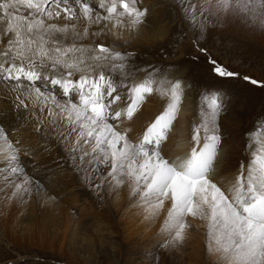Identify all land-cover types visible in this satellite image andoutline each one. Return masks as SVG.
<instances>
[{
	"label": "snow or ice",
	"instance_id": "1",
	"mask_svg": "<svg viewBox=\"0 0 264 264\" xmlns=\"http://www.w3.org/2000/svg\"><path fill=\"white\" fill-rule=\"evenodd\" d=\"M181 3L202 32L212 19L264 31V0ZM20 6L30 10L28 15L17 14ZM62 14L69 23L48 22ZM148 14L138 0H0V37L6 39H0V85L12 94L16 110L46 112L55 117L53 125L63 122L66 131L60 137L73 159L81 165H104L103 182L113 191L129 185L150 217L169 205L162 231L172 244L184 242L193 227L188 218H198L207 223L209 251L219 254L223 264H264V127L257 130L260 146L247 167L241 162L240 172L224 188L212 174L222 141L218 118L224 96L219 91L201 94L199 123L191 124V147L187 154L169 158L164 146L179 119L182 81L162 79L160 85H168L162 89L155 69L139 78L129 68L131 53L102 42L84 43L105 30L138 29ZM92 25L101 27L93 32ZM61 37H71L72 43L61 46ZM209 63L221 78L240 75L210 54ZM243 79L264 86L251 77ZM154 92L168 97L164 109L139 136L133 137L129 127L121 130ZM22 153L21 141L11 139L0 124V159L8 165L10 198L21 201L33 186L42 188L21 163ZM9 174L13 179L7 180Z\"/></svg>",
	"mask_w": 264,
	"mask_h": 264
},
{
	"label": "rangeland",
	"instance_id": "2",
	"mask_svg": "<svg viewBox=\"0 0 264 264\" xmlns=\"http://www.w3.org/2000/svg\"><path fill=\"white\" fill-rule=\"evenodd\" d=\"M144 1L141 0L138 3L139 6L147 7L149 13L151 12L146 18L145 25L140 26L142 33L150 31L149 34L147 33V37L142 39V43L145 44L141 47L140 43L134 41L133 44L130 42L134 36V29H121L126 34L124 36H121L122 33L112 36V40L105 45L121 52L131 53V59L128 61L129 68L137 76L141 75L139 78H143L145 71L155 69L157 85L161 86L162 89L168 87L167 84L160 85L162 79L166 78L172 82L182 81L185 87L182 107L186 108L185 115L190 124L193 120L199 123L197 114L201 94L219 91L224 96V110L218 118L219 131L223 137L222 140L224 139L228 144L227 146H235L241 150V154L235 160L238 162L236 170L231 172L232 175H238L241 170V162L246 168L252 158V152L260 146L257 130L264 127V86L253 85L250 81L243 79L244 76H248L264 84V31L251 29L235 21L226 23L223 20L217 22L212 19L208 21L207 27L202 32L198 24L194 26L185 13H180L181 0ZM29 11L20 6L17 14L26 16ZM153 12L154 14H152ZM155 14H163V17L160 20ZM152 21L155 22V25H152ZM48 22L57 25L69 23L63 18V14L60 18ZM164 26L167 28L165 35L163 33V36L157 40L154 35L162 32ZM90 29L93 31V26H90ZM96 37H88L84 43L93 45L87 42L96 40ZM60 39L61 46L67 45L68 41L72 43L71 37L66 40L62 37ZM135 44L139 46L137 47ZM200 48L207 49V53L201 52ZM209 54L211 58L222 63L228 70L239 73V77L221 78L216 75L209 63ZM137 69L140 70L138 73L136 72ZM0 88H4L3 85H0ZM152 95L145 98L139 111L140 114L139 112L136 114L138 117L136 123L145 121L148 115L154 113L151 116L152 121L166 106L167 96H163L159 92H154ZM13 115L15 116L13 117ZM36 115L39 116V119ZM54 119V116L49 117L46 112L34 114L32 111L22 108L15 110L10 95L0 92V124H3L4 120V124L7 125V121H9L10 128L7 131L9 137L21 141L27 155L33 156L37 146L49 148L50 142L51 144L55 142L60 147L56 153L59 157L62 155L60 160L63 161L66 156L73 159L72 155L74 154L65 146L59 135L64 131L63 124L57 122V125H53ZM150 122L142 124L141 127L145 128ZM4 127L6 130V126ZM187 132L185 141L188 142L187 147H190L191 131L188 132L189 134ZM254 133H256L255 138H253ZM171 135L164 146L165 151L169 141H171ZM250 142L251 147H249ZM221 145L222 143L219 151L221 148L226 150V146L221 147ZM221 153V156L225 154L224 151ZM57 160L59 159L50 157L46 161L50 170L53 168V161ZM72 163L74 166L77 165L74 159ZM74 166H72L73 172L77 170V166ZM214 166L213 171L215 173L216 162ZM38 167L32 166L31 168L36 170ZM97 169L99 178H101L99 181L93 180V184L81 185L77 179L76 182L74 181L75 184L70 187V192L69 188L65 189V185L61 183L60 179L56 185L52 186L53 176L46 174L43 185L45 188L42 187L40 192L33 189L32 193L22 201L16 200L17 198H10V184L5 179L7 171L0 169V264H223L219 254L209 251L207 223L198 218H188V222L193 227L188 230L186 239L181 244H172L171 236L168 233L155 232L144 244L141 243L142 239L137 240L141 244L132 250L129 249L130 245L118 241L117 243H121L122 250L116 256L111 251L114 240L110 238V234L97 233L86 221H83L78 229H75L73 226L75 220L70 221L67 227L60 222V217L56 220L53 217L54 212H52L54 207L50 208L47 203H44L49 202L51 198L54 205L56 202H64L65 199L67 201L76 200L75 205L69 207L70 211L83 206V203L91 202L94 204V198L101 196L99 199L102 201V205L104 207L109 205L107 186L105 188L96 187L98 182L105 185L103 182L105 166L98 164ZM7 180H11L9 175ZM222 181L219 179L216 182L221 183ZM130 201L125 202L123 210L134 204L133 210L135 211L144 208L137 198L132 196ZM135 211V215L130 213L134 215H132V219L136 217L128 225L139 230L144 225H140L141 219L137 216L141 212L136 211V214ZM120 217L121 215L118 217L117 223L119 230H127L128 227L125 226L128 225H121ZM115 219L113 218V220ZM153 221H157V219ZM64 229L66 232L63 231ZM138 233L141 234V231ZM119 240L124 241L123 237H119Z\"/></svg>",
	"mask_w": 264,
	"mask_h": 264
},
{
	"label": "bare ground",
	"instance_id": "3",
	"mask_svg": "<svg viewBox=\"0 0 264 264\" xmlns=\"http://www.w3.org/2000/svg\"><path fill=\"white\" fill-rule=\"evenodd\" d=\"M141 0H138V3H140ZM149 1V0H148ZM144 2H147L146 0ZM178 3V2H177ZM160 6V5H159ZM158 6V7H159ZM147 8V7H146ZM153 8V7H152ZM179 10L180 13L183 14L185 13L183 8H182V3H180L179 5ZM151 9V8H150ZM157 10V7H156ZM155 11V10H154ZM19 13V12H18ZM28 13V12H27ZM151 13V12H150ZM149 13V15H150ZM21 14V13H20ZM154 14V12L152 13ZM148 15V16H149ZM157 18H162L163 14H155ZM169 15V14H166ZM165 18V16H164ZM151 20V19H150ZM157 20V19H156ZM161 20V19H160ZM154 21V20H153ZM152 21V23H153ZM163 21V19H162ZM148 22V21H147ZM155 23V22H154ZM152 25H155V24ZM145 24H143L144 26ZM161 25V24H160ZM93 26V32H97V30L101 27L100 25H92ZM91 26V27H92ZM157 26V24H156ZM110 27V26H109ZM144 28V27H143ZM155 28V27H154ZM151 30V29H150ZM167 30L166 26H164V28L161 30L162 32L160 33H156L154 35V37L158 40L163 36V33L165 35V31ZM149 31V30H148ZM144 31L142 33L141 31V27L138 29H134L133 32V38L130 40L131 43L134 44V41L137 43H140V46L142 47L145 43H142V39L144 37H147V33L149 34L150 31ZM160 31V30H159ZM152 32V31H151ZM155 32V31H154ZM122 33V34H121ZM153 33V32H152ZM118 34H121V36H124L126 33H123L120 30H113L111 33H109L107 30H105L104 32H98V37H96L97 39L94 41H90L87 43H92L93 45H95V43H109V41L112 40V36H116ZM152 35V34H151ZM149 37V36H148ZM151 37V36H150ZM0 39H4L3 37H0ZM63 39V38H62ZM72 40V39H71ZM146 40V39H145ZM4 43H6V39H4ZM70 43V41H68V44ZM79 43V41H78ZM137 47L139 46L138 44H135ZM138 77H141L138 76ZM161 87V86H160ZM207 88V87H206ZM0 92H5L4 88H0ZM6 95H10L11 97V101L14 104V98L12 96L11 93H6ZM153 96V95H150ZM8 99V98H7ZM6 99V102H7ZM152 99V98H151ZM9 102V101H8ZM154 102V101H153ZM7 104V103H6ZM5 104V105H6ZM145 105V104H144ZM8 106V105H7ZM9 107V106H8ZM165 107V106H164ZM5 108V107H4ZM11 108V107H10ZM9 108V109H10ZM145 108V107H144ZM186 109V108H185ZM184 107H181V111H180V115H179V119L177 121V124L175 125V127L172 130V135H171V141H169V145L167 150L165 151L167 156L169 158H173L176 157L178 155L182 156L187 154V152L189 151L190 147H187L188 142L185 141V135L186 132L191 131V124L189 122V120L186 118L185 115V110ZM16 110V109H15ZM21 110V109H20ZM155 110V109H154ZM14 111V110H13ZM144 111V110H143ZM20 112V111H19ZM146 112V111H145ZM33 113V112H32ZM151 113V111H150ZM140 114V112H139ZM142 114V113H141ZM154 114V113H153ZM152 114V115H153ZM12 115V114H10ZM16 115V114H15ZM13 115V117L15 116ZM26 115V114H25ZM152 115H148L145 119V121H141V119H139L141 121V123H136L137 122V116L136 118H133L132 121H124L123 124L121 125V130H123L124 127H129L132 129V136L136 137L138 135H140L143 131L144 128L141 127L142 124L147 123L148 121H151V116ZM33 116V114H32ZM37 116V115H36ZM134 116V117H135ZM8 117H10L8 115ZM39 117V116H37ZM44 117V115H43ZM140 117V116H139ZM194 117V116H193ZM26 119V118H25ZM35 120V119H34ZM38 120V119H37ZM44 120V119H43ZM199 120V119H198ZM14 121V120H13ZM21 121V120H20ZM26 123V122H25ZM38 123V122H37ZM47 123V122H46ZM62 123L63 122H59ZM58 124V123H57ZM56 124V125H57ZM3 126H6V131L9 130L10 126H9V121H7V125L4 124V120H3ZM26 125V124H25ZM37 125V124H36ZM22 126V125H21ZM37 127V126H36ZM35 127V129H37ZM64 127V131H66V127L63 124ZM141 127V128H140ZM62 128V127H61ZM60 128V129H61ZM187 132V133H188ZM190 133V132H189ZM188 133V134H189ZM223 134V133H222ZM60 135V134H59ZM59 139V137H57ZM61 138V137H60ZM170 138V137H169ZM189 138V137H187ZM223 138V137H222ZM52 139V138H51ZM190 141V140H189ZM65 146L67 148H69V146L67 145L66 141H63ZM223 146H226V150L225 149H218L219 153L217 154V159H216V165H217V169L215 170V173L213 171V176L215 177V181L221 179L223 180L221 183H218L219 185H221L224 188H227L229 183L232 182L234 180V178L237 176L235 174L232 175V171L236 170V166L238 164L237 161H235L239 155L241 154V150L240 148H237L235 146H227L228 144H226V141L223 139L221 141ZM32 144V143H31ZM35 144V143H34ZM41 145V144H40ZM220 148V147H219ZM60 149L59 145L56 144L55 142L51 144H49V148L45 147V146H37L34 150V155L33 156H29L27 154L22 153V158H21V163L23 164V166L26 168V170L33 176L35 177L37 180L40 181L42 187H44V181L46 179V174H51L53 176V181L51 183V185L53 186L54 184L56 185L57 181H59V179L61 180V183L63 185H65V189L69 188V192H70V187L72 185L75 184V182L77 181V179H79V183L81 185L83 184H90V183H94L93 180L96 182L99 181L101 178H99V171L97 169V165H88V164H80L79 161L76 160L77 162V170H75L74 172L72 171V166L73 165V159L67 156L65 157V159L62 161L60 160V158H62V155L59 157V155H56V153H58V150ZM224 151V155L221 156V152ZM73 156V155H72ZM50 157H54L57 158L59 160L57 161H53V168L50 170L47 165H46V161L50 158ZM50 162V161H49ZM75 163V162H74ZM100 165V164H99ZM29 166H39L36 170L34 168H31ZM65 166V167H64ZM74 166V167H76ZM104 166V165H103ZM7 163L3 160L0 159V169L4 170L5 172L7 171ZM73 167V168H74ZM215 167V166H213ZM55 168V169H54ZM103 168V167H102ZM1 170V171H2ZM2 171V172H4ZM58 171V172H55ZM1 172V173H2ZM56 173L58 174L56 176ZM9 176L11 177V179H13V177L9 174ZM76 177V178H75ZM219 177V179H218ZM75 181V182H74ZM47 183V182H46ZM103 183V182H102ZM48 185V183H47ZM98 185L102 186L103 188H107V201L109 203L108 206L102 205V201L99 199L101 197H96L94 198V204L90 203H83V206L75 209L74 211H70L69 207H71V205H75L76 200L74 199H70L69 201H67V199L64 200V202H56V204L54 205V203L52 204L53 200L52 198L49 200V202H44L47 203L49 205L50 208L52 209L53 213V217L56 218V220L60 217V222L65 224V226L67 227L70 223V221L75 220L74 222V228L78 229V227L83 223V221H86L87 223H89L91 225V227H93L95 229V231L97 233H107L110 234V238L113 239V243L111 245L112 247V253L116 256V254H118V252L120 250H122V246L121 243L130 245L129 249H134L135 246L140 245L141 243L144 244L146 243V241L150 238V236L152 234H154L155 232L158 233H167L165 231H162L163 225H164V220L166 218L167 215V207L169 205H165V208L160 212L159 215L155 216V217H150L149 214L146 212V210L143 208L142 210H136V211H140V215L138 214L137 216L141 219V224H143L144 226H141V228L135 229L132 227H129V223L133 221V219L136 217H134L133 219L131 218L132 215L134 214L133 210V206L126 208V209H122L124 207L125 202H131L130 200L132 199V195L130 194V186L129 185H125L122 188L113 191L110 183L103 185L101 184V182H98ZM10 186V185H9ZM59 186V185H58ZM45 188V187H44ZM53 188V187H50ZM33 189H36L35 186H33ZM43 188H41L39 190V192L42 190ZM56 190V189H54ZM73 190V189H72ZM101 190V189H100ZM102 191V190H101ZM52 192L53 189H52ZM41 194V193H39ZM98 194V193H97ZM70 196V195H69ZM97 196V195H96ZM98 196H100V194H98ZM46 197V196H44ZM95 197V195H94ZM50 198V195H49ZM65 198V197H64ZM16 200H19V198H17ZM67 201V202H66ZM66 202V204H65ZM15 203V202H14ZM46 206V205H45ZM102 206V207H101ZM101 207V208H100ZM47 208V207H46ZM76 208V207H75ZM136 208V207H135ZM55 209V210H54ZM122 209V210H121ZM4 210V209H3ZM23 210V209H22ZM135 211V212H136ZM22 212V211H21ZM130 213H133L132 215ZM20 214V213H19ZM137 214V212H136ZM121 215V217L119 218L121 225L125 224L128 226L127 230H119V226L117 225L118 223V217ZM135 215V214H134ZM133 215V216H134ZM5 216V215H4ZM113 218H116L115 220H113ZM131 218V219H130ZM157 221H153L156 220ZM137 221V220H136ZM136 221H134L136 223ZM143 221V222H142ZM151 221V222H150ZM73 222V221H72ZM71 222V223H72ZM128 222V223H127ZM138 223V222H137ZM134 224V223H133ZM153 224V225H152ZM90 227V226H89ZM123 227V226H122ZM64 232H66V230H63ZM77 231V230H76ZM141 231V234H139L138 232ZM62 236V235H61ZM119 237H123V240H119ZM63 238V237H62ZM65 238V237H64ZM91 239V238H90ZM139 239H142L141 243H139L140 241H137ZM190 240V238H189ZM121 242L120 244L117 242ZM186 242V241H185ZM189 242V241H188ZM187 242V243H188ZM191 242V240H190ZM186 243V244H187ZM193 243V242H192ZM195 243V241H194ZM199 243V242H197ZM190 244V243H189ZM62 245V243H61ZM195 245V244H194ZM198 245V244H197ZM196 245V246H197ZM145 246V245H144ZM202 246V245H200ZM64 247V246H63ZM138 248V247H137ZM192 248V247H191ZM168 258V257H167ZM172 259V258H171ZM169 260V259H168ZM197 260V259H196ZM200 260V259H199ZM168 262V261H167ZM169 264V263H168Z\"/></svg>",
	"mask_w": 264,
	"mask_h": 264
}]
</instances>
